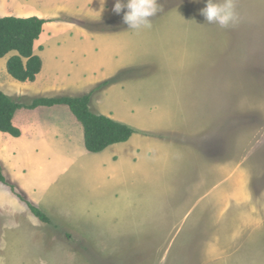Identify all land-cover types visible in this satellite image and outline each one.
Returning a JSON list of instances; mask_svg holds the SVG:
<instances>
[{
	"label": "rangeland",
	"instance_id": "obj_1",
	"mask_svg": "<svg viewBox=\"0 0 264 264\" xmlns=\"http://www.w3.org/2000/svg\"><path fill=\"white\" fill-rule=\"evenodd\" d=\"M132 2L102 21L58 15L105 34L103 51L60 66L46 51L53 78L28 91L0 59L15 102L91 93V112L135 131L92 154L66 106L17 110L0 165L50 224L0 183V264H223L208 249L229 192L264 189V0Z\"/></svg>",
	"mask_w": 264,
	"mask_h": 264
},
{
	"label": "crops",
	"instance_id": "obj_2",
	"mask_svg": "<svg viewBox=\"0 0 264 264\" xmlns=\"http://www.w3.org/2000/svg\"><path fill=\"white\" fill-rule=\"evenodd\" d=\"M132 1L31 0L32 9L23 11L21 5L11 7L6 0H0V17H38L46 20L42 33L33 47L34 54L41 59V62H44L41 55L50 50L53 62L59 66L63 62L86 64L90 61L89 58L102 53L103 46L99 44L98 39L99 36L102 38L105 34L86 31L72 23L61 22L57 19V16L65 14L72 18L81 17L95 22L102 21L116 17L125 6L132 4ZM14 54L7 55V59ZM75 57H78V59H74ZM89 65L93 64L90 62ZM95 67L103 68L102 65H96ZM46 69L45 63H42L41 71L35 80L30 82L33 85L26 83L17 86L24 87L25 92L43 80L52 79L53 75H50L52 69L47 72ZM57 70L58 68L55 69V71ZM58 74L57 72L54 74L55 78L58 77L56 76ZM19 130L22 132L21 129ZM13 146L15 147V145ZM14 149H11L12 152ZM1 151L2 149H0ZM42 162L45 164V161ZM239 187V182L238 184L235 183L234 189L229 192L228 199L231 206L229 212L225 215L228 220L225 223H219L218 228L212 230L211 248L208 251L211 255H214V258L216 256L219 258L225 257L222 260L223 264H264V189H254L252 192V189L241 190Z\"/></svg>",
	"mask_w": 264,
	"mask_h": 264
},
{
	"label": "trees",
	"instance_id": "obj_3",
	"mask_svg": "<svg viewBox=\"0 0 264 264\" xmlns=\"http://www.w3.org/2000/svg\"><path fill=\"white\" fill-rule=\"evenodd\" d=\"M46 20L38 17L16 18L0 17V59L11 54L6 60V72L19 82H33L42 68L41 59L34 54V43L42 33ZM91 93L77 97H39L26 104L15 102L0 90V132L14 138L20 131L13 126L12 120L17 110H34L39 107L51 108L66 106L75 119L81 124L83 144L87 152L98 154L109 146L127 142L135 131L128 125L115 121L107 116L94 114L89 109ZM0 183L9 187L12 193L23 202L29 212L43 224H50L49 217L16 192L8 184L0 165Z\"/></svg>",
	"mask_w": 264,
	"mask_h": 264
}]
</instances>
